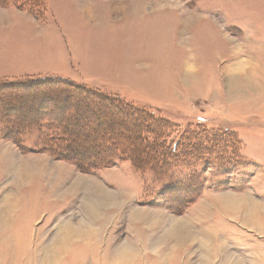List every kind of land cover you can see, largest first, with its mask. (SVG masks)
I'll list each match as a JSON object with an SVG mask.
<instances>
[{"label": "rangeland", "instance_id": "1", "mask_svg": "<svg viewBox=\"0 0 264 264\" xmlns=\"http://www.w3.org/2000/svg\"><path fill=\"white\" fill-rule=\"evenodd\" d=\"M2 205L0 264H264V0H0Z\"/></svg>", "mask_w": 264, "mask_h": 264}, {"label": "bare ground", "instance_id": "2", "mask_svg": "<svg viewBox=\"0 0 264 264\" xmlns=\"http://www.w3.org/2000/svg\"><path fill=\"white\" fill-rule=\"evenodd\" d=\"M104 193H106V192L104 191ZM85 203H89L87 205H89V207H90L89 209H90L91 216L93 217L94 220H99L98 223L101 226L103 221L101 220L102 218L100 217L101 213H100V208H99L100 204L98 203V198L93 199L91 201H87ZM102 208H103V206H102ZM9 211H11V210L6 205H2L0 207V225L2 224L0 226V230H2V227L4 229H6V227H7L6 219H7V217H9L8 215H10ZM2 217H4V218L6 217V218L2 220L1 219ZM67 242H68V237L67 236L63 237L61 240V245L58 247L59 250H57V252L65 251L66 247H67V244H66Z\"/></svg>", "mask_w": 264, "mask_h": 264}, {"label": "trees", "instance_id": "3", "mask_svg": "<svg viewBox=\"0 0 264 264\" xmlns=\"http://www.w3.org/2000/svg\"><path fill=\"white\" fill-rule=\"evenodd\" d=\"M41 83H47V81H42ZM70 84V83H69ZM31 85V84H30ZM47 85H52V86H57V85H59V86H67V87H69L68 86V83L66 82V81H64V80H59V79H55V80H49V82L47 83ZM71 85V84H70ZM9 86H15V83L14 84H10ZM17 86V85H16ZM72 86V85H71ZM75 86H72V89L74 88ZM62 88V87H61ZM46 96H48V95H46ZM109 104H112V101H110V100H108L107 101ZM118 102V101H117ZM116 101H115V105L113 104V108H115V109H117V108H119V109H124V111L123 112H126V113H129L128 114V119H132L133 120V117L131 116V115H133L134 114V111H130V108L129 107H127V106H123V108L120 106V104L119 103H117ZM4 107H5V103H4ZM118 110V109H117ZM121 110H119V111H121ZM136 113H138V111H135ZM140 113V112H139ZM131 114V115H130ZM137 120H139V121H142L143 123H145V121H147V119H145V118H143V120H140V118H139V115H138V117L136 118ZM68 120V119H67ZM66 120V121H67ZM54 121H56V120H54ZM64 122V121H63ZM148 122V121H147ZM60 126V130H62L63 132H64V130H63V128H62V126L61 125H59ZM24 128H22V130H23ZM136 135H138V134H136ZM63 136H65V138H64V142H66L67 141V136L66 135H64L63 134ZM160 135L158 134V135H156V137H159ZM67 147V146H66ZM154 149H155V146H152ZM149 150V149H148Z\"/></svg>", "mask_w": 264, "mask_h": 264}]
</instances>
